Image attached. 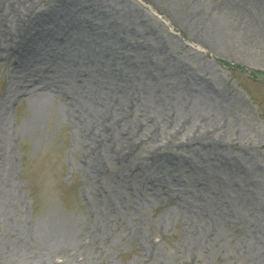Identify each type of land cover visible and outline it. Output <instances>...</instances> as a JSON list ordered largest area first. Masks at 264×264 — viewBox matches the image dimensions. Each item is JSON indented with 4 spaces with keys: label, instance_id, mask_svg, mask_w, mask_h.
I'll return each instance as SVG.
<instances>
[{
    "label": "rangeland",
    "instance_id": "obj_1",
    "mask_svg": "<svg viewBox=\"0 0 264 264\" xmlns=\"http://www.w3.org/2000/svg\"><path fill=\"white\" fill-rule=\"evenodd\" d=\"M28 1L40 41L0 56V264H264V0ZM109 103L160 190L90 171L104 127L78 116Z\"/></svg>",
    "mask_w": 264,
    "mask_h": 264
},
{
    "label": "bare ground",
    "instance_id": "obj_2",
    "mask_svg": "<svg viewBox=\"0 0 264 264\" xmlns=\"http://www.w3.org/2000/svg\"><path fill=\"white\" fill-rule=\"evenodd\" d=\"M29 3L30 1L28 0H0V56L1 55L3 56L4 53L5 54L8 53V57L10 56V54L13 53H20L25 55L29 53L31 50H35V44H37V42L40 41L37 40L35 36H30L29 33L25 31V29L27 28L25 21L30 17V15L29 13L27 14V12L23 11L21 8L24 9L26 5L30 6ZM20 13L22 15H20ZM14 20L16 21V24L18 26V28L16 29L13 26ZM102 23H104L105 27H108L106 22H102ZM43 38H45V40H55V41L57 40V36L52 34V32L47 33V35H45ZM74 40L77 42L79 47L82 48L81 51L83 52V56L86 57L97 69L101 70L100 71L101 74L105 75V72L106 74H108V72L111 71L113 72L114 68L105 66V64L100 62L98 56L95 53H91L86 48H83L82 42L78 40V38L75 37ZM41 41H42V36H41ZM9 97L10 95L8 96V98L4 97L5 102L2 103L0 106V120H1L2 110L3 108H5L4 104H6L8 100H10ZM114 104L118 108L119 103L117 99H115ZM120 110H124V107H121ZM81 112L85 113V115L84 117L82 114L79 115L78 119H84L89 123V125L93 128L94 131L92 136H97L98 135L97 129H100V127H104V131L100 132L99 138L89 137V141L92 142L91 143L92 146L89 147V150L88 149L84 150V152L87 155L86 158H88L87 164L90 165L89 168L91 172L97 175H100V173L103 172V174L104 173L110 174L111 176H113V178L119 177L116 179L117 185L123 184L122 183L123 180L120 179L123 173H128L126 174L125 177L132 179H135L137 178V176L141 175L143 176L142 178L143 182L145 181L150 182V184L146 183L148 187L151 186L154 189L160 190L158 181H156L155 179L153 180L152 178L142 174L143 173L142 161L135 160L134 158H129L127 154L125 155L124 148L125 147L128 148L130 146L132 139L130 140L129 138L124 137L122 141H120L121 143L118 142V138H119L118 132L115 131V133H113L112 125H110V122H112V120L113 122L116 120V117H114V115L112 116L113 112L110 111V103H109L108 111L105 112L104 114H100L99 112H97L98 114L93 113L86 108H83ZM107 130L109 134L106 133L105 136L104 132ZM126 131L129 132V134H131L132 132L131 130H126ZM206 138H209L208 140H206V144L213 143L212 141L214 139L212 137H206ZM123 145H125V147L121 148V146ZM166 157L167 155L161 156V158H166ZM107 160H110L111 164L112 163L114 164L117 161L120 162L121 165L120 169L117 171H115L113 168L109 169L110 166L108 165V163L106 164ZM133 170H135V172ZM96 194L95 195L98 198L102 196L98 189H96Z\"/></svg>",
    "mask_w": 264,
    "mask_h": 264
}]
</instances>
